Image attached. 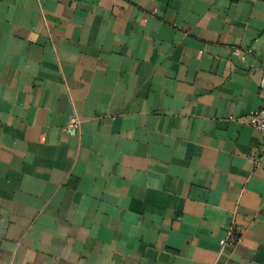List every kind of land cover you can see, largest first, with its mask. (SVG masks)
<instances>
[{
    "label": "crops",
    "instance_id": "0c3cea01",
    "mask_svg": "<svg viewBox=\"0 0 264 264\" xmlns=\"http://www.w3.org/2000/svg\"><path fill=\"white\" fill-rule=\"evenodd\" d=\"M263 96L264 0H0V264H264Z\"/></svg>",
    "mask_w": 264,
    "mask_h": 264
},
{
    "label": "built area",
    "instance_id": "2783aa9c",
    "mask_svg": "<svg viewBox=\"0 0 264 264\" xmlns=\"http://www.w3.org/2000/svg\"><path fill=\"white\" fill-rule=\"evenodd\" d=\"M236 54H239V51H235ZM247 122L248 124L256 129L257 131H259L262 135V144H261V147H260V155L261 156H264V96H263V105L262 107L251 113L248 117H247ZM74 126H76V124H74ZM77 127V126H76ZM237 242V238L232 236L230 239H229V243L230 244H236Z\"/></svg>",
    "mask_w": 264,
    "mask_h": 264
}]
</instances>
